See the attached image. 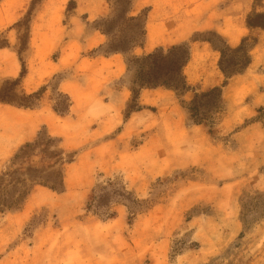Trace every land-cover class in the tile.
Returning <instances> with one entry per match:
<instances>
[{"label": "rangeland", "instance_id": "rangeland-1", "mask_svg": "<svg viewBox=\"0 0 264 264\" xmlns=\"http://www.w3.org/2000/svg\"><path fill=\"white\" fill-rule=\"evenodd\" d=\"M138 1L0 0V264H264V46L201 125L191 101L213 88L204 78L222 85L219 69L132 102L129 61L147 55ZM261 11L254 0L251 27ZM104 27L136 40L121 75ZM217 103L201 98L199 114Z\"/></svg>", "mask_w": 264, "mask_h": 264}, {"label": "crops", "instance_id": "crops-1", "mask_svg": "<svg viewBox=\"0 0 264 264\" xmlns=\"http://www.w3.org/2000/svg\"><path fill=\"white\" fill-rule=\"evenodd\" d=\"M254 0H139L134 2L135 7L148 5L149 13L146 20V38L140 53L149 54L155 49L171 47L179 44L189 45V61L184 67L183 73L188 85L192 86L200 77V71L210 67V76H215L218 71L219 52L208 40H195V33H214L220 37L229 48H236L240 42L252 32L259 33L256 46L253 51L262 49L264 46V25L250 26L246 19L252 11ZM264 4V0H261ZM96 16L102 12H94ZM180 13L182 21L173 24L170 20ZM257 15L264 16V11ZM123 56L120 55V75L124 66ZM218 60V61H217ZM257 60L251 58L252 65ZM234 76L231 80L240 77ZM208 76V75H206ZM223 77V76H222ZM207 78V77H206ZM202 81V88L217 87L208 78ZM224 79V78H223ZM230 80V81H231ZM200 81V80H199ZM208 83L207 86H205ZM254 100H264V94L260 92L254 95Z\"/></svg>", "mask_w": 264, "mask_h": 264}, {"label": "trees", "instance_id": "trees-1", "mask_svg": "<svg viewBox=\"0 0 264 264\" xmlns=\"http://www.w3.org/2000/svg\"><path fill=\"white\" fill-rule=\"evenodd\" d=\"M124 1V0H122ZM121 2V0H120ZM117 3H119L117 1ZM144 11V10H143ZM145 16H148L149 8L145 11ZM138 17H131L128 21H136ZM106 27L109 25L103 24ZM135 24H132L134 27ZM104 27L101 29L102 33L107 34L110 39L106 45V53L107 54H120L126 56L128 53L132 51L134 47L137 46L135 43L136 40L128 41L115 36H111L110 30ZM145 29V26H144ZM141 35L145 36V30L141 33ZM209 41V40H208ZM210 42V41H209ZM212 43V42H210ZM257 40L249 43L248 38H244L238 47L229 48L225 46L224 49H218L212 46L219 52L220 58L218 61V69L222 74L224 81L221 86L214 87L210 89L206 93H202L200 95H194L193 100L191 101V107L189 112L192 114V117L196 119L197 125H201L203 121H206L210 117V113H217L221 109V97L223 88L228 85L229 80H231L234 76L242 74L251 63L250 53L253 48L256 46ZM139 46V45H138ZM189 45L181 44L178 46H173L168 50H164L163 48L156 49L150 54H147L142 57L133 58L129 61V64H132L135 67L134 81L133 85L137 88V90H133L132 92V102L138 99L139 93L142 90H152L157 88H163L167 91L173 92L176 95L180 93L189 92L190 88L187 85L183 70L186 64L189 61ZM226 53L239 54L244 58V63L241 65V68L229 72L227 69L229 66L225 63V55ZM234 65V64H233ZM25 69L23 68L20 73V79L25 75ZM19 81H17L18 84ZM3 90L0 91V102H9L8 96H3ZM212 94H217L218 103L208 107L209 115H201L199 114L200 109L206 111L207 106H202L199 104V100L201 98H207ZM206 108V109H205ZM139 109V108H138ZM205 113V112H204ZM200 116V117H199Z\"/></svg>", "mask_w": 264, "mask_h": 264}]
</instances>
